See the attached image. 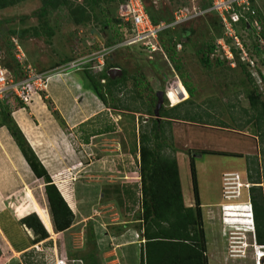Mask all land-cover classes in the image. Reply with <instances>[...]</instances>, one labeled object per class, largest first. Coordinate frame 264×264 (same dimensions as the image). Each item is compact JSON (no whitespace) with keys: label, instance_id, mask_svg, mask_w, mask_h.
Instances as JSON below:
<instances>
[{"label":"rangeland","instance_id":"rangeland-1","mask_svg":"<svg viewBox=\"0 0 264 264\" xmlns=\"http://www.w3.org/2000/svg\"><path fill=\"white\" fill-rule=\"evenodd\" d=\"M97 1V6L92 12L90 5H87L85 1L70 0L73 4L84 2L88 6L87 10L93 13L89 21L82 23H76V16L79 14H71L67 4L52 8L51 6L43 7V0H22L14 5L0 8V18L6 20L0 24V46L4 49L3 63L9 68L14 67L13 64L16 63L14 61L16 55L11 43V38L16 36L25 56L27 54L29 63L38 72L46 75L50 73L55 75L58 71L71 73L78 80L74 82L76 91L79 93L87 89L92 91L85 70H77V67L62 69H64L65 63H70L72 60L88 54L101 57L102 50L109 46L110 37L117 36V41L120 42L121 39H119L118 34L120 35L122 29L116 28L112 20L109 26H104L102 23L106 17L116 18L115 2L113 0ZM162 1L156 5H160L162 9L170 12L184 3L190 2V4L195 5L197 2L196 0ZM147 2L155 4L154 0H147ZM252 9L258 13L264 25V0H252ZM199 16H201L199 13L196 14L193 17L195 20L178 27H186L192 30L190 40L183 47H176L175 60L181 64L180 71L176 69L175 63L170 61L166 53L157 51L154 54L137 46L119 47L111 50L110 55H106L105 62H108L109 67L120 68L122 70L120 75L125 74L127 79L122 88H114L113 94L107 91V87L102 88V91L106 94V101L100 99L94 93L91 94V99L87 100L86 98L83 102L77 103L82 107H86L87 101H90L91 105L87 106L88 110L99 111L100 113H96L93 115L94 118L89 119L92 121L81 125V138L79 136L77 139L78 134L75 132L61 140L60 148L65 144L69 145V148L74 146V139L79 140L80 143L78 149L75 148L81 158L80 164L77 165L80 166V171L78 170L76 173L80 172L78 180L73 179V176L71 177L69 174L77 170V167H74L71 172L66 171L63 173L65 178V175L69 174L70 181L74 180L75 185H77L74 191L79 205L78 209L73 208L78 217L69 228V235L67 233L68 236L62 235L59 240L57 239L56 249L58 251H56V254L58 256H54L50 251L51 249L48 250L47 256L43 259L45 264H56L61 253L64 256L63 259L60 258L62 260L58 263L63 264V260L67 256L66 252L69 254V258L71 255L83 257L87 264H124L123 261L126 260L127 254L129 255L128 258H131L129 252L132 246L127 248L128 251H125L126 247L119 250L117 247L120 244L113 246L112 243L109 244V238H104L103 231L107 230L108 233H114L117 229L115 230L113 226H123L121 231H124L127 226L124 221L130 219L133 220V223L130 224L132 229L129 231L131 236H134L135 242H137L134 249L139 251L140 243L143 244L145 241L136 226L140 224L138 214H141L139 205L141 176L139 167L136 166L140 157L139 129L146 124L145 122L147 124L152 123L155 116L146 113V109L149 106L153 107L155 104L157 106V91L164 90L167 93L170 83L177 80L176 75L182 83L183 80H186L194 88L193 99L199 107L194 106L192 110L200 112H203L204 109L210 110L212 115L210 117L204 115L202 121H214L213 123H215L173 120L171 127H166L167 135L172 136L170 143L172 142V146L175 148V150L167 148L166 153L176 156L178 161L182 192L184 193L183 199L184 195L185 198L194 199L190 167L191 155L195 159L201 195L200 201L202 199L201 203L206 204V206L201 207V213L203 227L207 235V262L208 264H259V258L262 254H259L257 247L260 249L261 247L260 245L255 247L253 245L256 242L253 227L224 224L222 221L224 207L222 211V205L227 202L238 204L242 200L249 202L250 188L248 189V186L251 187L253 184L248 177L247 160L248 156L260 158L258 145L262 146V143L259 142V137L255 135L257 132L253 123L244 126L246 120L241 106H249L245 94L246 89L250 86L247 70L256 80L260 91L264 93V83L260 76L261 72L264 74V37L259 36L257 33L246 32L243 23H238L233 26V30L244 44L246 52L253 60L254 65L250 64L244 55H241L240 49L232 47L233 60L222 59L218 56L220 57L218 60L222 59L224 61L219 63L216 57H212L211 65L205 66L200 61L201 53L199 52L205 50L208 45H215L221 37L216 38L219 24H216V22L214 24L213 16L208 15L202 18ZM117 30H119L118 33ZM224 35L226 36L225 39L233 44V39L229 34L224 32ZM37 52H41L42 59H39L37 54L34 58L33 55ZM95 63L98 64V61L95 60ZM239 63L246 65V70ZM90 71L96 76L101 73L99 68ZM170 90L169 95L164 94L163 105L167 108L179 103L178 100H175L176 103L173 102L174 98ZM40 92L44 97L43 90ZM179 97L185 100L189 98V94L187 93L185 97L179 93ZM182 99L181 101H183ZM17 100L21 102L19 97L12 98L11 105H16ZM46 103L49 107H52L50 100ZM116 104H119L120 107H116ZM128 105L130 109L124 107ZM185 108L186 106H183L182 111ZM51 113L59 124L63 125L60 114L53 110H51ZM85 113L89 114V111ZM217 122L225 123L226 127L216 125ZM107 123L114 125L112 131L106 134H98L95 138L91 137L88 145L83 143V135L88 129L92 126L94 128V124L95 128H98L100 124L104 126ZM241 125L244 127L239 130ZM70 140L73 143H70ZM64 148L66 149V146ZM69 148L67 152L64 151L68 156H70ZM202 152H227L241 156ZM260 165V171L264 175L263 160L260 161ZM136 171H138V175ZM225 172L237 174L240 181L244 183L242 198L231 201L224 198L226 184L223 178ZM76 174L74 175L75 178L77 177ZM136 178H138V181H135ZM26 183L34 190L39 203L44 207L47 206L45 188L42 185L39 187L38 183H34L31 179L26 180ZM133 184H136V186H132ZM132 187L137 188L135 199L139 200L138 203H134L132 197L127 198L124 195L126 188L132 193L135 192ZM16 189L19 192L18 199L20 202L29 200L28 187ZM4 218L3 216L2 219ZM15 232L20 233L22 238H25L24 234L36 237L33 230L28 231L26 227L20 228L19 231H14L12 228L11 233ZM13 235L16 238V235ZM101 237L102 239H100ZM64 238L69 242H65ZM18 239L20 241V236H17ZM99 239L100 247L97 245ZM111 240L116 241L115 238ZM243 241L246 243L245 256H233L232 254H236L242 249ZM100 248H103V250L101 251ZM3 252L4 250L0 248V262H3L4 258L2 256H8V254L3 255ZM7 264H22L21 258L16 256L8 260Z\"/></svg>","mask_w":264,"mask_h":264},{"label":"trees","instance_id":"trees-1","mask_svg":"<svg viewBox=\"0 0 264 264\" xmlns=\"http://www.w3.org/2000/svg\"><path fill=\"white\" fill-rule=\"evenodd\" d=\"M20 1L22 0H0V8L14 5ZM83 1H85L87 5H90L92 12L95 10L98 3L97 0ZM113 1L116 4V10H118L120 3L125 0ZM142 1L146 11L155 23L160 21L170 22L174 18V11L179 8H185L188 12L193 13L206 10L212 5V0H196L197 2L195 5L190 4V2L184 3L170 12L169 10L162 9L160 5L157 6L156 4L147 2V0ZM62 4H67L71 14H79L76 16V23L89 21L93 15L92 12L87 10L88 6H86L84 2L82 4H73L70 0H43V7L51 6L52 8H57ZM208 15L214 17V24L215 22L216 24H219L216 38L218 36L225 38V25L218 13L214 11H207L199 17L202 18ZM111 20L113 21L114 26L116 25V28L122 29L121 20L118 19L117 16L112 19L106 17L102 23L104 26H109ZM193 20H195V18L174 27L166 28L159 35V42L161 45L160 52L166 53L167 57L170 61L175 63V67L179 71L181 70V64L175 60L176 47L179 43H181V47H183V45L190 40L192 30L186 27H178L187 25ZM3 21L6 20L0 19V24L4 23ZM262 21L263 20L261 19V35L264 37V25ZM242 23L246 32L255 33L254 30L246 23ZM174 29L176 30L173 31ZM118 32L119 30H117V33ZM118 36L119 39H124L130 36V31L122 29L120 35L118 34ZM115 37L109 38V46L118 42L117 36ZM214 48L215 45L211 44L208 45L205 50H201L199 52L201 53L200 61L203 65L210 66L212 57H216L219 63L224 62L222 60L224 58L218 60L220 57L212 55ZM156 52H154V54H156ZM14 61L16 63H14V67H10V69L16 78L22 77L24 72L22 71L20 63L16 57H14ZM239 64L246 70V65L241 63ZM89 66L85 67L84 70L91 83V87L95 94L104 101H106V94L102 91L104 86L107 87V91L109 93L113 94L115 87L120 89L126 82L127 78L125 74L112 77L108 73V62L98 76L91 73V68ZM182 75L183 74L181 73V76ZM247 75L250 86L246 89L245 94L249 101V106H241V109L246 120L244 126H248L253 123L256 127L257 133L255 135L259 137V142L262 143V146L258 145L261 159L257 156H248L247 160L248 177L253 184L249 187L250 189L248 188L250 191L249 199L251 201V210L247 203L225 205L224 219L225 223L229 226L248 225L253 227L254 225L253 229L255 231V241L258 245H264V175H262L260 171V161H264V93L260 91V88L256 84V80L248 70ZM260 76L262 82L264 83V74H262V72ZM183 85L189 94V98L171 106L170 108H167L164 105L161 106L158 114L159 118H156L157 115L155 114L156 104L153 107L149 106L146 109V113L154 115L155 118H153L151 124H147V122H145L146 124L142 125L139 129V171L141 176V198L139 205L141 214H138L140 224H137L136 226L140 231L142 239H145L140 247L139 264H208L195 159L191 155L190 167L195 205L186 206L183 199L178 161L176 156L166 153L167 148L175 150L172 146V142L170 143L172 136L167 135L166 127L168 126L170 128L173 120L198 123L203 122L208 124L215 123H213L214 121H202L204 115L208 117L212 115L210 110L204 109L203 112L192 110L194 106L199 107L193 99L194 88L186 80H183ZM14 97L18 98L16 95H12L8 98L0 100V126L7 127L36 177L44 179L48 208L54 228L56 231H64L71 227L74 223L76 217L75 212L65 199L61 190L53 181L51 175L48 173L20 126L14 119L12 115L13 106L10 103L11 99ZM156 99L158 100L157 95ZM25 105L26 104L23 100H21V102L17 100V104L15 106ZM187 105L189 106L187 107ZM183 106H186V108L182 111L181 108ZM116 107H120V105L116 104ZM124 107L130 109L129 105ZM85 123H88V121ZM101 125L102 124H100L98 128H95L94 124V129L91 127L90 130L85 133L82 138L83 141L88 142L92 135L107 133L112 131L114 128V125L110 123L104 124V126ZM216 125L226 127L225 123L222 122H217ZM244 126L241 125L239 130H242ZM202 153L241 156L227 152ZM260 183H262V185H260ZM136 189L137 188H135V192L133 191V193L127 188L124 190V195L127 198L132 197V199H134V203H138L139 201L138 199H135V194H137ZM27 195L29 200H26L18 205L16 211L20 215L27 212L30 208H35L37 211L38 214L32 212L20 219L22 224L33 230L36 236L34 243H37L49 237V232L45 228L43 222L49 228L51 225L47 214L41 208L40 204L32 197L30 189L27 190ZM118 227L120 230L123 229V226ZM257 250L259 254H263L262 251L264 250L259 247H257ZM91 258L94 259L93 257Z\"/></svg>","mask_w":264,"mask_h":264},{"label":"crops","instance_id":"crops-1","mask_svg":"<svg viewBox=\"0 0 264 264\" xmlns=\"http://www.w3.org/2000/svg\"><path fill=\"white\" fill-rule=\"evenodd\" d=\"M40 53L41 52L35 53L33 55L34 58L37 54L38 58L42 59ZM26 59L28 61L27 54ZM83 66L78 67L77 70H84L85 67H87V64L85 65V67ZM62 73L64 72L58 71L55 73V75L50 73L45 91L43 90V95L45 94V96L43 97L41 95V92L35 93L32 96V100L29 104L25 106L14 105L12 115L20 126L30 145L34 149L35 153L47 169L48 173L51 175L53 181L61 190L69 205H72L71 208L75 212L76 217H78L77 212L73 208L76 207L78 209L79 205L74 191V188H77V185H75L76 183L74 182V180L70 181V178L68 176L70 174L71 177L73 176V179L78 180V175L80 172L78 174L76 173L78 172L80 166L77 165L80 164L81 158L80 154L76 152V150L78 149L80 143L78 142L79 140L77 141L74 139V143L72 140H70V143H73L74 145L70 146V148L67 144L63 145L61 148L59 146L61 145L62 138H65V136L67 137V135H71V133L74 134L75 132H77L78 136H76V138L78 139L80 136L81 125L87 124L85 123L87 121H92L89 119L94 118L93 115L100 112L88 110L89 108L87 106L91 105L90 101H87L86 107H82L81 105L77 104L78 102H83L84 100H86V98L87 100L92 98L91 94L93 95L95 92L93 91L91 85L90 87L93 92L90 89H87L84 90L82 93H79L78 91H76V88L74 86V82H76L77 79L73 76V74L64 73V75H62ZM48 100L51 101L52 107H49V105L46 103V101ZM51 110L57 111L60 114L63 125L59 124L58 120L54 118L53 114L51 113ZM86 111H89V114H86ZM89 130L90 129H88L86 132H88ZM96 136L97 135H92L91 137L95 138ZM81 137L82 136H80V138ZM83 143L87 145L90 144V139L88 142ZM65 146L66 149L64 148ZM68 148L70 150V156H68L64 152H67ZM136 166L139 167V162L138 164H136ZM74 167H77V170L71 172ZM66 171H69L71 173L65 175V178L63 177V173ZM137 172L138 171H136V173ZM75 174L77 176L76 178L74 177ZM28 179H31L34 183H38L39 187L42 185L45 188L44 179L37 178L36 175L33 173L31 167L29 166L28 162L23 156V153L21 152L19 146L13 139L7 127L0 126V248L4 250L3 255L8 254V256H2L4 259L3 262H0V264H7L8 260L15 258L16 256L21 258L22 264H45L43 262V259H45V256H47V251L51 249V253L54 254V256H58L56 254V251H58L56 249L57 239L59 240L62 235L66 236L67 233L69 235L70 227L64 231L55 230L48 205L44 207L39 203V201L35 197L34 190H32V187H30L28 183H26V180ZM135 181H138V178H136ZM132 186H136V184H133ZM26 187L30 189L32 197L35 199V201L40 204L41 208L47 214L51 225L49 228L41 220L45 228L49 232V237L37 243H34L33 239H35V237L33 235L28 236L24 234L25 238H22V235L18 232L11 233L12 228L14 229V231H19L20 228L23 229L24 227H26L28 231L32 230L22 224L20 219L32 212L37 213L35 208H30L27 212L22 215L18 214L16 211L17 206L22 203L18 199L19 192H17L16 188ZM65 195H67L68 198ZM184 201L186 206L195 205V199L185 198V195ZM204 206H206V204L202 202L201 207ZM223 207L224 206L222 205V211ZM222 213V221L225 224L224 212ZM3 216L5 217L4 219H2ZM132 221L133 220L131 219L124 221V223L127 225V229L125 228L126 230L124 229V231H121L122 229L120 230L118 226H113L115 230L117 229V231L114 233H108L107 230L103 231V233L105 234L104 238H109V244L112 243V246L115 244H120L117 247L119 248V250L120 248L123 249V247H126L125 251H128L129 249L127 248L129 246H132V249H130L129 252L131 258H128L129 255L127 254L126 260L123 261L124 264H139L140 262L139 260L141 243L139 251H136L134 247L137 242H135L134 236L132 237L129 231L130 229H132V227H130V224L133 223ZM13 234L16 235V238ZM17 236H20V241L19 239L17 240ZM206 237L207 235L205 233V238ZM112 238H115L116 241L113 242L111 240ZM100 239H102V237ZM100 239L98 240V246L100 243ZM64 240L65 242H69V240H67L66 238H64ZM100 250L102 251L103 248H100ZM65 254H67V256H65L66 258L63 260V264H87L86 260L83 257L71 255V257L69 258V254L67 252ZM59 255L60 257L57 258L56 264H59L58 261L62 260L64 256V254L62 253Z\"/></svg>","mask_w":264,"mask_h":264},{"label":"built area","instance_id":"built-area-1","mask_svg":"<svg viewBox=\"0 0 264 264\" xmlns=\"http://www.w3.org/2000/svg\"><path fill=\"white\" fill-rule=\"evenodd\" d=\"M160 1L162 0H154V3L158 4ZM207 11L218 13L225 25V33L229 34L233 39L232 44L231 41L228 42L224 37L219 38L215 44L212 55L233 60L234 55L232 47H236L241 50V55H244L250 64L254 65L253 60L246 52L244 44L233 30V26L244 22L252 28L255 33L261 36V19L258 13L252 9V0H212V5L208 9L193 13L188 12L185 8H179L174 11V18L170 22L160 21L158 23L152 21L142 0H125L120 3L118 7L117 18L121 20L122 29L130 31V36L121 39L120 42H116L115 45L113 44L104 48L102 50L103 53L100 54L101 57L88 54L87 56L67 63L68 65H64V69L66 70L68 67L78 68L81 67V65L87 64V67L90 65L89 67L91 69L99 68L102 70L106 66V55H110L111 50L124 46H137L151 53L161 51L159 35L162 31L166 28L184 23L198 13L201 15ZM11 39L16 58L20 63L24 75L16 78L12 70L3 63L4 49L0 46V100L6 98V95L11 92L12 95L18 96L24 103L29 104L34 93L45 90L49 75L38 72L33 68V65L27 61L18 38L12 37ZM181 46L182 44L179 43L178 47L181 48ZM95 60L98 61V64L95 63ZM110 68L113 67H109L108 70ZM176 76L177 80L173 81V83H170L168 86L167 95H169V90L172 89L177 82H182L178 75ZM171 104H173V102H171ZM223 179L226 184V189L223 194L224 198L230 201L238 198L241 193V187L244 186L239 176L233 172H225ZM249 187L250 186H248V188Z\"/></svg>","mask_w":264,"mask_h":264},{"label":"bare ground","instance_id":"bare-ground-1","mask_svg":"<svg viewBox=\"0 0 264 264\" xmlns=\"http://www.w3.org/2000/svg\"><path fill=\"white\" fill-rule=\"evenodd\" d=\"M170 93H171V95L173 96V98H174V100H173V102H175V100H178L179 102L181 101V99H180V97H179V93L180 94H182L183 96H187V92H186V89H185V87H184V85H183V83L182 82H177V84H176V88L175 87H173V89L172 90H170ZM183 100V99H182ZM176 103V102H175ZM242 176V175H241ZM66 197H67V195H65ZM68 198V197H67ZM245 203H248V202H246L245 200H242L241 202H238V204H245ZM224 205H235V203H232V202H227V203H225ZM244 242V241H243ZM239 249V248H238ZM245 249H246V243L244 242V244L242 245V249L241 250H239L237 253H239V254H234L233 256H235V257H243V256H245ZM261 256V255H260ZM260 260H259V264H261V262H262V258L260 257L259 258ZM233 260V259H232Z\"/></svg>","mask_w":264,"mask_h":264},{"label":"water","instance_id":"water-1","mask_svg":"<svg viewBox=\"0 0 264 264\" xmlns=\"http://www.w3.org/2000/svg\"><path fill=\"white\" fill-rule=\"evenodd\" d=\"M93 31V29H92ZM108 73L112 76V77H115L117 76V74H121L122 73V70L118 67H113V68H110L108 70ZM164 94H165V91L164 90H158L157 91V97H158V103H157V106H156V109H155V114L157 115V117L159 118L158 114H159V109L161 108V106H163V100H164ZM12 95L11 92H9L7 95H6V98L10 97Z\"/></svg>","mask_w":264,"mask_h":264},{"label":"clouds","instance_id":"clouds-1","mask_svg":"<svg viewBox=\"0 0 264 264\" xmlns=\"http://www.w3.org/2000/svg\"><path fill=\"white\" fill-rule=\"evenodd\" d=\"M166 95H167V93H166ZM243 196H242V187H241V193H240V196L238 197V198H236L237 200L238 199H240V198H242ZM236 199H233V200H236ZM246 202H248V201H246ZM247 205H248V207L250 208V210H251V201H250V199H249V202L247 203ZM252 214V213H251ZM252 223H253V221H252ZM253 227H254V225H253ZM254 245V247L255 246H259L256 242L253 244ZM260 247H261V249L262 250H264V245H260ZM262 255L260 256L261 258H262V262H261V264H264V251H262ZM256 256V255H255ZM260 260V259H259Z\"/></svg>","mask_w":264,"mask_h":264}]
</instances>
